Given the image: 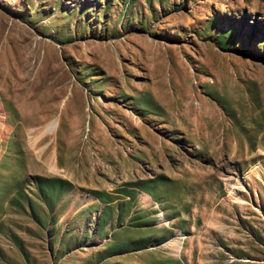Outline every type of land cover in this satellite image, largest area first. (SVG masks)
<instances>
[{"label":"rangeland","instance_id":"1","mask_svg":"<svg viewBox=\"0 0 264 264\" xmlns=\"http://www.w3.org/2000/svg\"><path fill=\"white\" fill-rule=\"evenodd\" d=\"M0 264H264V0H0Z\"/></svg>","mask_w":264,"mask_h":264}]
</instances>
